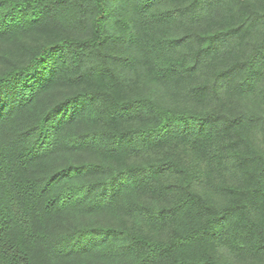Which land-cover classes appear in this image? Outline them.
<instances>
[{
  "label": "trees",
  "instance_id": "obj_1",
  "mask_svg": "<svg viewBox=\"0 0 264 264\" xmlns=\"http://www.w3.org/2000/svg\"><path fill=\"white\" fill-rule=\"evenodd\" d=\"M205 4L0 0V264H264V6Z\"/></svg>",
  "mask_w": 264,
  "mask_h": 264
},
{
  "label": "snow or ice",
  "instance_id": "obj_2",
  "mask_svg": "<svg viewBox=\"0 0 264 264\" xmlns=\"http://www.w3.org/2000/svg\"><path fill=\"white\" fill-rule=\"evenodd\" d=\"M262 3H264V0H261ZM249 23H256V24H264V12H261L258 16H255L252 21H249ZM10 29L6 27L3 24H0V39L5 38L8 35V32ZM60 52L58 49L53 47L50 51V53L47 56V59L45 61H42L39 65H32L30 67H27L22 71V73L30 72L33 74V78L39 77V85L41 87L46 86L47 82H50V77L54 75V72H49V67L55 68V66L59 63V57ZM248 65H241L240 67H237L233 72L226 73V75L231 78L236 73L240 72L244 67H247ZM264 73V65L261 66L260 71L258 72L255 68L252 69L250 76L247 78V83H242V87L246 89H250L252 87L253 81L255 80L256 76ZM21 80L16 77H0V101H3L4 98L8 95L13 96H19L21 95L18 86L21 84ZM28 85H25L27 87ZM36 85H33V92L35 93ZM85 99H90V97H85ZM69 113L71 111L77 109V100L74 98H69L66 106ZM58 116H60V113L53 112L51 116L49 117L50 120H57ZM67 122H71V116L69 115V119ZM52 131H59V128H54ZM84 139H94L92 137H86ZM78 171L77 175H83L85 174L83 171H79V166H75ZM92 169H89L88 174H91ZM95 183V182H93ZM77 191H83V188H77L73 191V195ZM122 254V253H117ZM155 259L154 256L149 257L145 260V264H151V260Z\"/></svg>",
  "mask_w": 264,
  "mask_h": 264
},
{
  "label": "rangeland",
  "instance_id": "obj_3",
  "mask_svg": "<svg viewBox=\"0 0 264 264\" xmlns=\"http://www.w3.org/2000/svg\"><path fill=\"white\" fill-rule=\"evenodd\" d=\"M252 2L256 3L257 11L261 12L264 3L261 0H205V7L203 6L204 10L202 9V16L201 14L195 18V25L191 26V30L197 31H207V30H216L222 29L225 25H230L231 23H236L239 21L237 18L239 15L236 16L238 10L241 9V5L243 2ZM234 8L233 15L230 16L229 9ZM237 18V19H236ZM235 40V38H227L221 44V51L226 49L231 43Z\"/></svg>",
  "mask_w": 264,
  "mask_h": 264
}]
</instances>
